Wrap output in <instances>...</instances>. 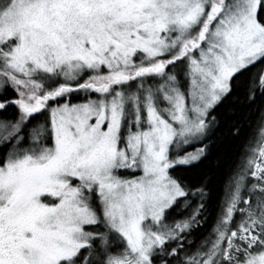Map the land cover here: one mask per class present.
Segmentation results:
<instances>
[{
	"label": "snow or ice",
	"instance_id": "obj_1",
	"mask_svg": "<svg viewBox=\"0 0 264 264\" xmlns=\"http://www.w3.org/2000/svg\"><path fill=\"white\" fill-rule=\"evenodd\" d=\"M0 264H264V0H0Z\"/></svg>",
	"mask_w": 264,
	"mask_h": 264
}]
</instances>
